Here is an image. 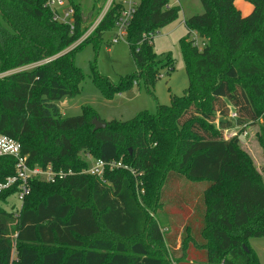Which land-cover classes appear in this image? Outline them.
I'll return each mask as SVG.
<instances>
[{
	"label": "trees",
	"instance_id": "16d2710c",
	"mask_svg": "<svg viewBox=\"0 0 264 264\" xmlns=\"http://www.w3.org/2000/svg\"><path fill=\"white\" fill-rule=\"evenodd\" d=\"M247 1L254 9L243 15L235 0H201L204 12L186 18L188 34L181 39L189 77L184 94L154 113L107 121L91 106L64 116L57 101L78 93L85 76L74 61L77 47L92 42L97 48L122 2L110 6L76 50L65 52L90 25L78 2L69 0L72 30L53 18L47 0H0V73L10 71L0 77V131L22 143L31 166L76 172L56 182L32 180L17 214L3 206L7 193L0 195V264H171L152 251V242L174 239L145 209L166 203L192 211L183 218L187 234L183 254L175 251L178 264H259L247 243L264 237V181L240 148V136L225 139L222 131L233 112L238 124L264 117V0ZM170 3L140 0L126 35L138 70L117 85L95 71L107 98L142 79L154 87L161 71L153 36L181 11ZM166 65L173 69V59ZM95 116L105 128L94 129ZM86 151L129 169L109 171L103 180L84 173ZM15 163L0 157L1 181L14 174ZM136 177L144 180L143 203ZM184 178L208 182L198 201L196 185L177 184Z\"/></svg>",
	"mask_w": 264,
	"mask_h": 264
},
{
	"label": "rangeland",
	"instance_id": "374dc122",
	"mask_svg": "<svg viewBox=\"0 0 264 264\" xmlns=\"http://www.w3.org/2000/svg\"><path fill=\"white\" fill-rule=\"evenodd\" d=\"M75 1L80 4L81 17L83 20L89 21L88 24H92L98 18H95L98 10L102 13L109 2V0ZM171 1L176 3V0ZM179 4L181 6L179 17L157 30L152 39L153 48L157 53V60L160 62L158 69L161 71L154 87H148L145 80L142 79L139 82H135L133 87L123 88L119 92H114L112 98H107L96 85L94 80L95 71L99 75L108 78L111 83L117 85L120 83L122 77L138 70L127 39L122 38L117 42H113L114 37L117 35V30L114 26L104 33L103 39L97 48L92 42L87 43L81 48L80 43L82 41H76L71 47L67 48L65 52L69 50L74 51L73 48L80 45V47H77L78 52L74 57V61L84 72L85 78L79 84V91L76 95L73 97H63L57 101L63 115H78L83 112L85 106H91L97 111L101 119L124 121L133 118L143 110L154 113L157 111L159 104H170L173 95H183L189 85L186 62L181 46V39L188 34L184 20L189 16L202 14L204 6L201 0H179ZM235 5L241 10L243 15L250 14L254 9V5L247 0H235ZM194 36L195 34H192V37ZM144 37L149 36L145 35ZM197 40L201 46L202 39L197 36ZM168 59H173V69H170V66L166 65ZM9 72L0 73V77L5 76ZM233 113L229 117L232 124L222 130L223 136L225 139L240 136V148L251 157L264 181V117L260 116L254 122L238 124L235 122L236 119ZM217 119V122H219L221 117L218 115ZM83 155L87 162L95 158L91 152L86 151ZM136 179V194L139 201L143 203L142 194L144 193V188H141L140 185H144V180H139L137 177ZM185 180L188 183L181 179L177 184L183 187H189L187 184L190 186L196 185L197 189H193V191L200 190L195 195L196 201H198L201 191L203 194L208 182ZM11 201L16 202V198H12ZM168 204L166 203L165 207L160 206L157 210L152 209V206L145 208L147 209L149 218H158L162 222L165 233L174 239L172 242L168 241L167 243L152 242L153 246H151L153 247L152 251L155 253L162 252L169 258L171 264H178L175 251H179V256L184 252L181 250V244L183 236L187 233L184 229L185 220L183 218L191 210L181 211L176 208L171 209ZM3 206L6 208L10 207L7 204H3ZM188 239H190V236ZM188 239H186L185 243H187ZM247 245L257 256L259 264H264V237H252L249 239ZM197 263L202 262L198 260L195 264Z\"/></svg>",
	"mask_w": 264,
	"mask_h": 264
},
{
	"label": "built area",
	"instance_id": "2783aa9c",
	"mask_svg": "<svg viewBox=\"0 0 264 264\" xmlns=\"http://www.w3.org/2000/svg\"><path fill=\"white\" fill-rule=\"evenodd\" d=\"M115 1L116 0H109L104 11L100 13L98 18L88 26L86 32L78 40L79 42L85 40L93 33L110 6ZM119 1L122 2V8L115 22L114 27L117 30V35L114 37L113 42L126 38L129 24L131 23L140 3V0ZM172 4L173 3H170L169 5ZM47 5L51 7L53 11V18L55 20L71 24V29L73 30L75 9L71 6L69 0H47ZM194 34L195 36L193 38L195 39V45L201 47L202 45L200 46L197 40V34ZM49 60L50 58L45 59L34 64V66ZM233 115L236 117L235 112ZM1 156H11L16 160L14 174L7 176L5 180H0V195L7 193L6 201L2 203L10 205L11 209L15 211L16 214L22 209L25 198L31 192L32 180L36 179L45 182H56L76 173L72 169L69 171L56 170L51 165H47L46 167L40 165L31 166L29 164L28 154H24L22 152V143L18 139L0 131V157ZM119 168L129 169V166L122 160H104L101 158H93L90 162H88V166L84 168L82 172L97 176L103 180L107 172ZM12 198H16V202H12Z\"/></svg>",
	"mask_w": 264,
	"mask_h": 264
},
{
	"label": "water",
	"instance_id": "95a60500",
	"mask_svg": "<svg viewBox=\"0 0 264 264\" xmlns=\"http://www.w3.org/2000/svg\"><path fill=\"white\" fill-rule=\"evenodd\" d=\"M92 122L94 124V129L105 128L107 125L105 121L99 119L97 116L93 118Z\"/></svg>",
	"mask_w": 264,
	"mask_h": 264
},
{
	"label": "crops",
	"instance_id": "0c3cea01",
	"mask_svg": "<svg viewBox=\"0 0 264 264\" xmlns=\"http://www.w3.org/2000/svg\"><path fill=\"white\" fill-rule=\"evenodd\" d=\"M171 3H175V2H173V1H171ZM175 4H179V0H176V3ZM184 22H185V20H184Z\"/></svg>",
	"mask_w": 264,
	"mask_h": 264
}]
</instances>
